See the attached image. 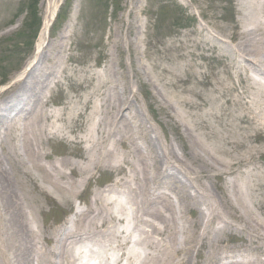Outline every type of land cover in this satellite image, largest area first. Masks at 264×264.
Returning <instances> with one entry per match:
<instances>
[{"label":"bare ground","instance_id":"1","mask_svg":"<svg viewBox=\"0 0 264 264\" xmlns=\"http://www.w3.org/2000/svg\"><path fill=\"white\" fill-rule=\"evenodd\" d=\"M238 1L241 6L238 14L245 20L244 29L239 32L237 38L239 45H229L224 39L216 41L214 36L205 33V26L200 25L202 27L198 28L202 30L200 35L203 36L205 51L219 45L223 47L222 50L229 53L221 56L227 59L223 62L225 77L220 78L218 84H213L208 77L198 81V84L203 83L207 86L213 96L205 98L201 91L193 87L185 86L182 89L183 84L189 80L176 71L172 78H168L167 85L176 91L175 98L161 99V107L165 113V125L169 123L175 130L174 138L180 142V145L178 144L180 148L167 138L160 143L159 137H154L149 126H146L142 118L144 110L136 104L139 101L134 93L130 97L125 93L133 91L129 84L133 76L122 57L121 47L122 43L132 44L131 41H115L118 57L113 56L105 73L99 72L97 78L91 77L90 81H96V84L93 91L84 98L88 99L83 103L84 106H81L82 98L77 97L71 107L65 103L63 108L47 113L49 111L47 93H51L53 88L61 83L57 75L59 61L49 58V50L52 57L54 54L59 55L62 49L59 42L55 46L52 42H49L50 45L47 43L41 49L42 52L39 49L41 53L38 51L34 53H38L35 60L26 63L24 69L17 74L16 80L0 89V264H67V258L77 249L86 255L89 253V256L94 252L96 258H101V261L107 259L110 264H199L198 261H193L194 257L203 258L205 254L207 257L202 264H209L214 248H205V245L211 240L210 234L216 230L222 231L215 237L218 241L219 236L223 237L225 233L230 232L227 231L228 227L226 229L222 227L221 230L216 228L218 223L225 226L226 221L215 209H224L223 212L228 218H238L245 223L255 221L251 219L252 210L260 206L256 203L253 193L258 189L260 181H264V171L257 161L251 158V153L259 151L258 147L254 148L252 145L253 137L260 135L264 137V0ZM54 12L55 9H51L49 16ZM49 16L44 20L39 42L47 34ZM72 33V30L64 31L62 38L71 36ZM138 33L137 31L136 35ZM198 37L193 38L194 43L186 52L193 55H189L190 62L184 66L177 64V70L182 69L186 74L190 73V69L200 66L196 60L198 57L203 59L211 57L200 48ZM129 38L127 39L130 40ZM209 44L211 46H208ZM197 47L200 48L198 53L195 51ZM217 52L221 54L220 50ZM44 61H47V65ZM135 73L136 81L144 84L140 71L135 70ZM76 82L81 86L84 83L78 80ZM90 86L91 84L89 88ZM225 86L229 87L230 94H219L221 88ZM121 87L127 89L123 91ZM161 89L163 90L158 91L165 95L166 89L163 86ZM94 96L96 98H93ZM89 98H93L90 106ZM210 98L217 103L220 112L230 116L234 123H238L237 128L234 127L231 133L219 127L216 130L210 125L208 122L210 110L207 109V120L199 113V109H205L209 104ZM182 106L196 116L191 118L189 111ZM88 107H90L88 124L83 122L85 126L82 134L77 136L78 141L74 143L78 146L85 144L83 150L86 153L84 156L87 164H83L84 173L98 166H109L110 163L122 159L116 170L123 169V173L126 174L124 164L127 165L131 170V180L124 182L127 185L116 180L110 189L126 186L134 195L132 199L137 212L145 216V222L150 225L152 233L163 236L156 240L153 234H148L142 241H135L130 245L116 236L114 241H117V249L121 251L113 257L103 256L104 253H99L97 249L93 250L86 245L87 242H91L106 246L105 236L109 231L112 232L113 225L107 224L113 219L109 205L111 203L106 194L102 198L101 191L94 193L90 200L93 205L97 204L91 211V217L83 212L74 215L75 221L80 223L79 226L88 224L89 231L82 228L72 229L64 224L58 229L51 230L43 227L44 223L40 227L38 217L35 216L42 207L38 210L32 206L33 220L24 209L23 200L27 202L31 200L29 185L36 189L37 200L40 199L39 194L50 197L48 187L58 193H64L68 201L69 194L74 198L80 196L77 185L73 183L63 185L49 171L48 175L43 171L41 178L28 169L25 171L23 168L26 165L25 161L20 159L17 150L20 147L27 161L41 168L39 160L41 150L54 140L75 141L76 138L71 136L72 126L78 124ZM70 122L72 126L68 125ZM241 122L245 125L241 126ZM237 130H243L244 133ZM221 134L229 137H223ZM19 136L17 147L11 141L13 138L18 139ZM216 136L221 137L215 138ZM137 139H141L145 146H140ZM128 141L131 149L128 156L133 157L135 154V162L128 160L126 153L120 148L128 147ZM234 152L236 154L232 155ZM63 163L68 164L72 171L81 169V163L70 158ZM58 173L62 177L66 176L63 170H58ZM180 175L195 182L201 195L211 201L208 205L210 213L205 214L201 210V205L205 204L204 199L201 195L193 194ZM27 179L31 180L30 184ZM160 186L164 187L162 194L158 192ZM169 191L177 199L182 213L183 208L188 212H192L193 209L197 211L187 225L184 221L181 225L175 217V200ZM194 192L196 193V190ZM262 205L264 206L263 203ZM97 218L101 220L98 221ZM72 220L74 221V217ZM32 221L36 225L32 224ZM255 223L264 225V221ZM38 237H42V241L38 240ZM53 238L55 243L59 244L57 253L50 249ZM213 244L214 242L208 245ZM256 256L258 259L249 264H264V260L257 254ZM226 264L240 263L231 260Z\"/></svg>","mask_w":264,"mask_h":264},{"label":"rangeland","instance_id":"2","mask_svg":"<svg viewBox=\"0 0 264 264\" xmlns=\"http://www.w3.org/2000/svg\"><path fill=\"white\" fill-rule=\"evenodd\" d=\"M165 1L168 0H0V89L9 82L16 80L17 74L24 69L26 63L35 60L36 55L47 43L50 45L52 42L55 46L59 42L62 45L59 55L54 54L52 57V52L49 50V58L59 61L60 68L57 75L61 83L55 86L51 93H47V111L49 110L47 113L55 112L57 108H63L65 103H68L71 107L77 97L82 98L81 106H84L83 103L88 100L84 98L93 91L96 84V81H90L91 77L97 78L99 72L105 73V69L108 68L113 56L114 58L118 57L114 45L115 41H131L132 44L122 43L121 47L122 57L133 76L130 83L128 82L133 91L132 93H125L129 97L134 93L139 102L134 101L144 110L142 118L145 120L146 126H149L152 135L159 137L160 143L165 141V138L170 139L177 148H180V142L174 138L175 130L169 123L165 125V113L161 107V99L175 98L176 91L167 85L168 78H172L176 71L189 80L188 83L183 84L182 89L185 86L193 87L201 91L205 98L212 97L211 90L207 89V86H204L203 83L198 84V81L208 77L213 84H218L220 78L225 77L223 62L226 58H222L221 55L226 56L229 53L222 50L223 47L219 45L205 51L203 48L205 43L202 41L203 36L200 35L202 30L198 28L202 27L200 25L205 26V33L214 36L216 41L224 39L229 45H239L237 38L239 32L244 29L245 20L242 19L244 17L241 18V14H238L241 9L238 0H179L181 2L178 4L182 6L180 9H176V0L172 1L171 7L165 5ZM53 8L55 12L49 16ZM56 14L58 17L53 21ZM47 16L50 18L47 34L39 42L44 20ZM68 30L73 31L72 35L62 38L64 31ZM137 31L139 32L138 35H136ZM35 34L37 36H34ZM130 36L131 38H129ZM197 36L200 39V48L205 54H213L211 56L217 54L218 56L208 60L198 57L196 60L200 66L190 69V73L186 74L182 69L177 70L178 66L176 65L184 66L190 62L193 55L186 52L193 45V38ZM37 43L39 48H37ZM208 46H211V44ZM200 48H196V53L200 52ZM39 49L40 51H38ZM217 50H220L221 54H218ZM37 51L38 53L34 54ZM44 63L47 65V61H44ZM135 70L140 71V77L144 84L136 81ZM76 80L84 82L83 85L81 86ZM118 80L120 81L119 78ZM162 86L166 89L165 95L158 91L159 89L160 91L163 90L161 89ZM121 88L123 91L127 89V87ZM228 93L230 94L228 86L222 87L219 91L221 95H228ZM93 98H96V96ZM92 99L89 98V106ZM210 99L205 109H199V113L207 120L206 113L210 110L211 116L208 122L211 126L213 125L214 129L219 127L227 133L234 131V127L237 128L238 123H234L230 116L228 117L227 114L220 112L217 103H214L212 99L210 101ZM89 108L84 110V116L78 121L77 125L72 126L71 122L68 124L73 128L71 136L76 138L75 141L57 140L56 142L54 140L50 144H46V148L41 150L39 155L41 168L31 165L20 147L17 150L20 159L25 161L26 165L23 167L25 171L28 169L40 178L41 174H44L43 171L47 175V171H49L62 184L73 183L77 185L80 196L74 198L73 195L69 194L70 199L68 201L64 197V193H58L48 187L50 197L39 194L41 200H37L36 189H32V185H29V200H31L29 202L23 200V203L25 205L24 209L31 219L33 218L32 206L37 207L38 210L42 207V210L37 212L38 215L35 216L38 217L40 227L44 223L43 227H48L51 230L58 229L64 224L72 229L82 228L89 231L88 224L79 226L80 223L75 221L74 215L83 212L86 216L91 217V211L97 204L93 205L90 200L94 193L101 191L103 193L102 198L106 194L111 203L109 205L113 219L107 224L113 225L112 232L109 231L105 236L107 239L106 246L92 244L91 242H87L86 245H89L93 250L97 249L99 253H104L103 256L113 257L121 251L119 248L117 249V241H114L116 236L117 239H122L123 242H128L130 245L134 244L135 241H142L146 235L153 233L150 225L145 222V216L137 212L136 204L132 199L133 193L123 185L119 188L110 189L112 187L111 183L115 180H120L123 183L131 180V170L127 165L124 164L126 174L123 173V169L116 170L122 159L110 163L109 166H98L92 171L84 173L83 164H87L84 156L86 153L83 150L85 144L82 143L78 146L74 143L78 141L77 136L82 134L83 126H85L83 122L88 124ZM182 108L188 110L184 106ZM189 114L191 118L196 116L191 114L190 111ZM243 125L245 123L241 122V126ZM238 132L244 133L243 130ZM221 136L229 137L222 134ZM263 138L261 135L253 137L252 145L254 148L258 147L259 151L251 153V158L257 161L262 171H264ZM19 141L20 136L18 139L13 138L11 142L18 147ZM137 141L140 146H145L141 139H137ZM120 148L122 152L126 153L128 160L135 162L134 153V158L128 156L131 154L129 141L128 147L121 146ZM234 154L236 153H232V155ZM68 158L81 163V169L78 168L77 171L69 169L68 164L63 163ZM58 170L66 172V176L59 175ZM180 176L183 182L190 187L193 194L201 195V191L197 188L195 182L186 180V177L182 175ZM27 181L30 184L31 180L27 179ZM263 183L264 181H260L258 189L253 193L256 203L260 206V208L255 207L252 210L251 219L255 221L245 223V221L238 218H228L223 212L224 209H215L224 218L227 225L223 226L222 223H218L216 228L221 230L222 227L224 229L228 227L227 231L230 230V232L225 233L223 237L219 236L218 241L215 240V237L218 236V233L220 235L222 231L217 232L216 230V232L210 234L211 240L205 245V248H214L209 264H226L231 260H235L240 264H249L247 260L252 258L249 252L258 253L264 250V225L260 226L255 223L264 221ZM124 185L127 184L124 183ZM193 190H196V193ZM162 191H164V187L161 188L160 186L158 192L162 194ZM169 193L175 200V217L178 218L181 225L183 221L187 225L189 220L197 214V211L193 209L192 212H188L182 207L184 211L182 213L177 199L170 191ZM201 196L205 204L201 205L202 209L201 207L200 209L208 214V212L210 213L208 205L211 201L205 196ZM73 217L74 221L72 220ZM97 220L100 221L101 218H97ZM32 224L36 225L33 221ZM153 235L156 240L160 236L163 237L157 233ZM37 239L42 241V237ZM113 242L115 243L113 244ZM212 242H214L213 245H208ZM98 248L100 249L98 250ZM50 249L55 253L59 251V244L55 243L54 238L50 242ZM140 249L144 252L142 248ZM93 253L91 252L89 256V253L86 255L85 252L83 253L80 249H77L67 258V264L111 263L107 259L101 261V258H96ZM206 257V254L203 255V258L195 256L193 261L202 264L205 262Z\"/></svg>","mask_w":264,"mask_h":264}]
</instances>
